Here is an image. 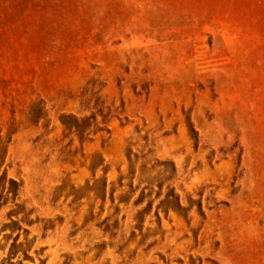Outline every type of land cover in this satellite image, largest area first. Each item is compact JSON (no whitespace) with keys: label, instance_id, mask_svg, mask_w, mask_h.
<instances>
[{"label":"rangeland","instance_id":"1","mask_svg":"<svg viewBox=\"0 0 264 264\" xmlns=\"http://www.w3.org/2000/svg\"><path fill=\"white\" fill-rule=\"evenodd\" d=\"M0 264H264V0H0Z\"/></svg>","mask_w":264,"mask_h":264}]
</instances>
